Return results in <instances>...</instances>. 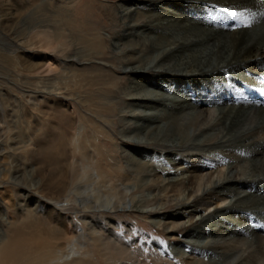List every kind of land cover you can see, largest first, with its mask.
<instances>
[{
	"label": "rangeland",
	"instance_id": "obj_1",
	"mask_svg": "<svg viewBox=\"0 0 264 264\" xmlns=\"http://www.w3.org/2000/svg\"><path fill=\"white\" fill-rule=\"evenodd\" d=\"M121 4L0 0V249L34 233L49 264H233L189 237L198 221L168 232L187 185L169 198L136 160L164 172L171 149L126 140Z\"/></svg>",
	"mask_w": 264,
	"mask_h": 264
},
{
	"label": "bare ground",
	"instance_id": "obj_2",
	"mask_svg": "<svg viewBox=\"0 0 264 264\" xmlns=\"http://www.w3.org/2000/svg\"><path fill=\"white\" fill-rule=\"evenodd\" d=\"M121 2L112 45L130 76L120 117L134 136L126 140L138 151L170 148L169 170L136 162L169 198L186 184L199 199L162 216L163 224L172 232L198 221L189 237L203 236L202 250L233 264H264V0ZM32 234L8 241L0 264H49Z\"/></svg>",
	"mask_w": 264,
	"mask_h": 264
}]
</instances>
